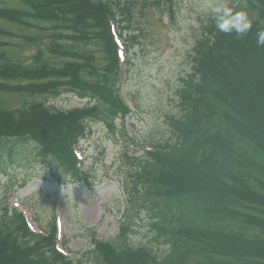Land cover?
Returning <instances> with one entry per match:
<instances>
[{
  "label": "trees",
  "instance_id": "16d2710c",
  "mask_svg": "<svg viewBox=\"0 0 264 264\" xmlns=\"http://www.w3.org/2000/svg\"><path fill=\"white\" fill-rule=\"evenodd\" d=\"M16 1L23 8L0 9L5 24L27 30L33 19L50 29L25 39L48 40L31 66L0 54V96L15 94L21 100L14 110L0 102V179L11 168L28 167L35 174L44 168L69 180L86 179L75 150L89 135V125L116 130L130 114L121 86L132 59L120 62L112 29L119 30L130 54L138 44L131 30L135 3ZM226 5L248 14L251 31L225 34L210 17L175 92L176 112L166 118L169 138L156 142L154 153L128 159L137 167L130 204L137 202L149 215L152 239L162 243L163 252L130 247L127 239L119 245L97 242L85 254L94 264H264V46L256 42V33L264 30V0ZM0 37H6L4 29ZM60 92L85 104L63 111L35 100L57 98ZM29 182L23 179L18 188ZM46 231V237L31 234L22 217L5 206L0 264L84 263L55 250L53 221ZM130 231L122 224L118 239Z\"/></svg>",
  "mask_w": 264,
  "mask_h": 264
},
{
  "label": "rangeland",
  "instance_id": "374dc122",
  "mask_svg": "<svg viewBox=\"0 0 264 264\" xmlns=\"http://www.w3.org/2000/svg\"><path fill=\"white\" fill-rule=\"evenodd\" d=\"M132 1L135 6L131 30L138 34V44L131 48V70L123 87L127 103L132 107L129 126L125 123L110 130L102 123L89 125L90 133L79 146L88 167L85 181L74 183L44 168L35 174L36 170L29 167L11 168L0 179V213L5 206L12 208L19 203L18 209L34 232H39L41 227L48 229L53 220L57 221L59 243L69 257L81 258L83 264H94L93 258L89 260L85 254L96 241L119 245L127 239L130 247L144 246L155 253L163 252L162 243L156 244L152 239L149 215L137 202L130 204L131 176L137 167L128 159H138L145 153V147L169 138L166 118L176 112L175 92L189 71L195 40L212 16L209 5L227 4L231 0ZM22 6L16 0H0V9ZM28 23L33 28L21 30L9 27L0 19V29L6 31V37H0V54L24 67L32 65L39 49L48 42L29 43L25 39L42 37L43 31L50 29L47 23L38 20L29 19ZM11 33L15 36L11 37ZM45 59L57 64L47 56ZM35 100L46 101L47 105L63 111L85 104L64 92L57 98ZM0 102L8 110L21 106L15 94L0 96ZM28 177L29 184L18 189V184ZM122 224H129L131 231L118 239Z\"/></svg>",
  "mask_w": 264,
  "mask_h": 264
},
{
  "label": "clouds",
  "instance_id": "9594fccd",
  "mask_svg": "<svg viewBox=\"0 0 264 264\" xmlns=\"http://www.w3.org/2000/svg\"><path fill=\"white\" fill-rule=\"evenodd\" d=\"M211 14L216 21L219 31L230 34L235 32L238 36H244L252 29V21L244 11H235L226 4L209 5ZM257 45L264 46V30L258 31Z\"/></svg>",
  "mask_w": 264,
  "mask_h": 264
}]
</instances>
